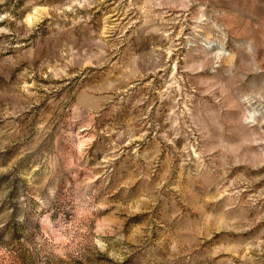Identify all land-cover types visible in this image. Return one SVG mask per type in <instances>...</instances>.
I'll return each instance as SVG.
<instances>
[{
	"label": "rangeland",
	"instance_id": "374dc122",
	"mask_svg": "<svg viewBox=\"0 0 264 264\" xmlns=\"http://www.w3.org/2000/svg\"><path fill=\"white\" fill-rule=\"evenodd\" d=\"M0 264H264V0H0Z\"/></svg>",
	"mask_w": 264,
	"mask_h": 264
}]
</instances>
